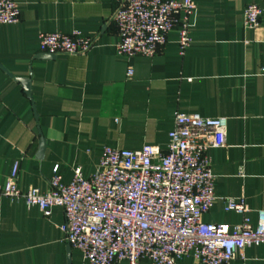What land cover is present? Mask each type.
<instances>
[{"label":"crops","instance_id":"obj_1","mask_svg":"<svg viewBox=\"0 0 264 264\" xmlns=\"http://www.w3.org/2000/svg\"><path fill=\"white\" fill-rule=\"evenodd\" d=\"M15 1L19 21L0 24V184L17 163L18 188L43 193L55 166L63 184L76 169L88 178L104 147L164 149L176 115L222 117L225 146L207 151L215 200L202 221L240 224L243 216L225 208L227 199H243L255 224L264 210V0H193L182 54L173 30L155 55L130 60L116 53L120 0ZM249 4L263 10L253 30L243 24ZM74 31L93 39L87 53L41 57V33ZM63 222L60 207L45 218L23 199L1 196L0 264H84ZM176 264L198 263L188 256ZM230 264H264V244Z\"/></svg>","mask_w":264,"mask_h":264},{"label":"built area","instance_id":"obj_2","mask_svg":"<svg viewBox=\"0 0 264 264\" xmlns=\"http://www.w3.org/2000/svg\"><path fill=\"white\" fill-rule=\"evenodd\" d=\"M193 0H120L112 21L119 37L116 53L128 60L152 57L176 30L182 54L190 45ZM263 10L249 4L243 12L245 29L259 25ZM15 0H0V24L19 21ZM93 39L70 34L41 33L40 53L83 55ZM127 69V78L132 76ZM226 119L199 114L174 118L164 149L144 145L139 150L104 147L95 173L84 178L76 169L63 184L58 166L52 170L48 190L17 185L18 165L0 184V197L23 199L43 217L53 207L63 210L60 226L67 244L79 251L84 264H176L191 256L198 264H230L247 247L264 244V210L255 224L246 216L243 199H227L226 211L243 216L233 227L207 224L202 217L213 205L214 175L207 151L223 148Z\"/></svg>","mask_w":264,"mask_h":264},{"label":"water","instance_id":"obj_3","mask_svg":"<svg viewBox=\"0 0 264 264\" xmlns=\"http://www.w3.org/2000/svg\"><path fill=\"white\" fill-rule=\"evenodd\" d=\"M50 56H53V55L46 54V53H42V55H41V57H50ZM21 83L23 84L24 89L26 90V93L29 95V81L28 80H21ZM43 148H44V142H43V139L41 138L39 141V152H40V154L43 151Z\"/></svg>","mask_w":264,"mask_h":264}]
</instances>
